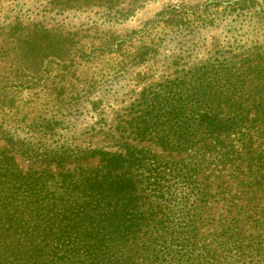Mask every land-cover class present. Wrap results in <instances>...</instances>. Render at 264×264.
<instances>
[{
	"label": "trees",
	"instance_id": "16d2710c",
	"mask_svg": "<svg viewBox=\"0 0 264 264\" xmlns=\"http://www.w3.org/2000/svg\"><path fill=\"white\" fill-rule=\"evenodd\" d=\"M46 1L59 11L98 7L127 20L148 0ZM220 8L231 20L227 44L188 67L174 60L172 73L134 85L136 96L109 121L98 86L156 60L166 26L214 24L210 12ZM188 12L170 6L124 34L36 21L0 26V36L16 41L18 70L36 76L0 78V264H172L186 254L174 242L193 237L195 226L176 230L167 209L208 189L205 165H245L263 180L264 0H210L196 7L195 19ZM245 24L256 32L242 42ZM48 57L51 68L43 69ZM29 89L28 103L51 110L27 122L30 137L21 140L6 119H28L20 102ZM84 101L101 109L96 144L46 146L31 138L55 135L65 111ZM176 189L190 192L179 199ZM197 195L203 202L207 191Z\"/></svg>",
	"mask_w": 264,
	"mask_h": 264
},
{
	"label": "rangeland",
	"instance_id": "374dc122",
	"mask_svg": "<svg viewBox=\"0 0 264 264\" xmlns=\"http://www.w3.org/2000/svg\"><path fill=\"white\" fill-rule=\"evenodd\" d=\"M210 0H148L127 20L115 18L112 11L98 7H83L59 11L51 9L46 0H0V26L15 22L36 21L45 23L49 27L62 25L68 30H81L84 34L96 30H111L121 34L134 28H142L150 20L155 19L168 7L177 5L189 11L190 17L195 19V9L198 5ZM127 3L124 5L127 7ZM222 8L214 16V24H199L193 21L189 26L180 29L165 27L162 32L161 53L153 62H147L140 67H133L126 75L116 76L112 84L100 85L96 90V99L103 98L104 109L109 121L114 113L119 111L135 96L134 85H145L147 79L153 75L158 80L161 74H170L176 68L173 61H178L180 67L190 66L198 59H205L213 54L216 46H224L230 38V17L223 13ZM194 14V15H191ZM256 29L245 26L240 32L239 39L247 41ZM247 32V34H244ZM160 33H157L159 36ZM0 36V78L11 83L31 81L35 75L18 70L21 63L16 56L14 46L16 41L4 39ZM249 38V39H250ZM51 57L44 61L43 69L48 67ZM64 64V63H63ZM49 65V66H47ZM54 65V64H52ZM95 70L92 67L91 71ZM49 72H44L41 82L47 81ZM145 77V80L143 79ZM113 79V78H112ZM138 88L137 91L140 90ZM35 91V90H34ZM31 89L24 92L20 108L28 116L27 120L14 121V117L6 119V127L17 130V137L29 138L25 132L27 122L39 113H50L48 104L28 103L27 95L33 94ZM36 98V96H31ZM99 110L93 109L88 102H82L69 107L63 118L64 123L56 129L55 135H38L31 137L46 146L56 144H96L98 136H92L99 126ZM46 111V112H45ZM22 113V115H23ZM20 117V116H18ZM27 123V124H26ZM263 142L256 138L255 146ZM58 144V145H59ZM20 163L27 167L29 164L23 156H18ZM221 163V162H219ZM217 161L205 165L202 182L208 189H194L195 196L191 197V204L178 202L167 209L165 218L176 227L194 225L193 237L186 236L177 248H186L179 261L172 264H264V174L263 180L252 179L245 165L235 167L232 163L220 166ZM237 163V162H236ZM199 191H207L203 202L198 197ZM190 189H176L177 196L182 197ZM178 237V236H177ZM188 240V241H187ZM173 242V240H170ZM171 259V258H170Z\"/></svg>",
	"mask_w": 264,
	"mask_h": 264
}]
</instances>
